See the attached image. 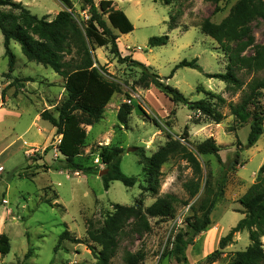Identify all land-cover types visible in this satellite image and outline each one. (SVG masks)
<instances>
[{
    "label": "rangeland",
    "instance_id": "374dc122",
    "mask_svg": "<svg viewBox=\"0 0 264 264\" xmlns=\"http://www.w3.org/2000/svg\"><path fill=\"white\" fill-rule=\"evenodd\" d=\"M14 1L22 2L39 17L48 15V19L66 8L59 0ZM70 1L72 8L68 10L79 23L85 22L89 17L87 5L80 0ZM93 1L98 5L100 0ZM112 1L113 7L122 10L133 25V30L126 34L113 29L118 35L116 43L120 55L139 57V62L151 67L149 72L157 73L162 79L170 75L180 60L196 58L201 70L179 67L165 82L190 101L206 99V91L222 96L225 103H220L217 98L211 101L216 103L224 118L218 124L204 121L199 112L182 103L171 102L155 87L145 88L140 81V69L120 62L110 52L109 45H89L95 66H102L100 74L117 83L118 91L106 105L102 119L85 126L86 145L78 159L94 165L97 173L63 170L57 164V160L63 159L57 150L60 135L48 121L40 118V112L48 109L57 115L58 107L66 98L64 79L51 68L28 61L15 41L10 42L15 65L8 76V58L0 31V264H93L96 259L91 247L99 250L100 246L87 238L88 219L99 228L117 203H140L145 208L157 196L166 193L186 199L188 195L182 183L192 176V170L185 161L170 159L162 164L158 194L151 195L141 192L140 185L145 182L142 165L134 152V147L140 146L151 154L168 137L179 138L185 125L190 148L210 136L220 146L221 163L211 154L198 156L203 177L210 178L214 185L221 173L226 172L223 197L211 212L207 229L187 247V264H207L206 257L218 249L220 237L243 217L239 199L256 184V173L264 161V122L262 135L254 145L247 146L249 125L240 126L230 114L227 103L239 101L246 84L255 75L264 77V73L238 71L237 76L244 85L236 91L228 89L219 79L207 78L206 72H225L228 57L214 39L199 29L200 21L206 17L219 22L236 0ZM168 24L174 28L169 29ZM250 31L255 43L264 42L261 19L251 22ZM163 34L168 35L165 45L148 47L150 37ZM251 52L248 48L244 54ZM260 101L264 105V97ZM121 103L132 106L127 128L116 118ZM106 144L123 148L120 169L137 178L132 187L114 180L107 190L104 188L98 173L105 171L106 166L98 160L97 154L98 145ZM236 152L239 163L230 168ZM44 164L48 166L47 170L43 169ZM199 195L188 205L176 204L172 216L151 218L148 232L134 234L127 228L119 238L109 264H124V253L138 249L145 253L143 264H178L168 252L171 241L183 227L185 216L191 213L189 206ZM64 230L83 242H59V234ZM262 241L264 243V238ZM248 244L246 231L235 233L232 242L222 250L221 257L210 264H226L234 252L243 250ZM29 250L31 252L26 256Z\"/></svg>",
    "mask_w": 264,
    "mask_h": 264
},
{
    "label": "trees",
    "instance_id": "16d2710c",
    "mask_svg": "<svg viewBox=\"0 0 264 264\" xmlns=\"http://www.w3.org/2000/svg\"><path fill=\"white\" fill-rule=\"evenodd\" d=\"M66 6L56 13L52 19L48 15L37 16L20 1L0 0V31L3 37L4 53L8 58V76L14 69L15 55L10 49V42L15 41L20 45L21 52L28 61L42 64L51 68L64 79L66 98L57 109L55 116L50 110L40 112V118L46 120L55 128V133L60 135L57 150L63 159L57 160L58 167L72 172L96 174L94 165H88L78 159L82 148L86 145L87 131L85 126L93 125L102 119L105 107L110 102L113 94L118 91L114 81L105 79L99 70L102 66H95L89 45L97 47L109 45L120 62L140 69V81L145 88L153 85L173 103H182L190 110L200 113L204 121L220 123L224 118L212 98H217L220 103L225 99L210 91L208 97L197 101H190L177 88L161 81L155 72H149L147 66L131 56L120 55L116 43L117 34H126L133 30V25L127 15L120 9L113 7L112 0H100L98 5L93 0H80L88 7L89 17L85 22L79 23L72 11L70 0H59ZM168 3V0H164ZM256 18L264 22V0H236L230 7L228 14L219 22H214L208 17L199 23L202 33L214 39L219 48L227 55L226 71L221 73H204L207 78H216L223 81L228 89L239 90L244 85L237 72L244 70L247 73H264V42L255 43L251 36L250 24ZM173 29L172 24H168ZM168 42V35L152 36L148 39L150 47L163 46ZM232 44L234 45L232 47ZM252 52L245 55L246 49ZM69 56V58H67ZM179 67H190L201 70L197 59H182L174 65L166 79L173 76ZM264 77L254 76L247 84L239 101L228 102V108L235 121L243 126L249 125L247 146H252L263 133L264 105ZM142 111V108L138 106ZM132 106L121 103L117 113V121L127 128L128 118ZM188 127L184 126L179 138L168 137L164 144L158 146L156 151L147 154L144 147H134V152L142 165L145 185H140L141 192L157 195L160 187V168L170 159H180L186 162L192 170V176L182 183L187 193L186 199L179 198L173 193L157 196L147 207L142 205L115 204L114 210L104 220L103 225L97 228L92 219L87 220L86 234L89 241L100 246L99 250L91 247V252L96 261L93 264H109L114 256L118 241L127 228L130 233L142 234L150 231L151 218H167L173 215L176 204L188 205L190 200L197 201L189 206L191 213L186 215L181 227L171 241L168 251L178 264H187L186 249L193 244L194 238L209 226L211 212L223 197L226 172L212 185L210 178L203 177V168L198 156L214 155L219 163L220 146L213 137L196 143L190 148L187 144ZM98 160L103 163L105 173L101 176L104 188L107 190L111 181H120L126 187H132L137 178L124 174L120 169L122 147L98 145ZM48 147L45 148L47 150ZM238 153L230 165L234 168L238 164ZM47 170L46 164L42 165ZM49 202L48 200H46ZM242 206L240 211L243 217L221 236L218 249L206 257L210 264L221 257L224 247L231 243L235 233L246 231L249 244L243 249L234 252L226 264H264V161L256 173V184H253L243 197L239 199ZM59 242L69 240L72 243L83 242L80 238L64 230L59 234ZM30 250L26 256L30 254ZM145 253L143 250L126 251L123 256L124 264H143Z\"/></svg>",
    "mask_w": 264,
    "mask_h": 264
},
{
    "label": "water",
    "instance_id": "95a60500",
    "mask_svg": "<svg viewBox=\"0 0 264 264\" xmlns=\"http://www.w3.org/2000/svg\"><path fill=\"white\" fill-rule=\"evenodd\" d=\"M148 47H150V45H148ZM166 81V78H163L162 79V82H165ZM105 173V171H100L98 174L100 175V176H102L103 174Z\"/></svg>",
    "mask_w": 264,
    "mask_h": 264
},
{
    "label": "crops",
    "instance_id": "0c3cea01",
    "mask_svg": "<svg viewBox=\"0 0 264 264\" xmlns=\"http://www.w3.org/2000/svg\"><path fill=\"white\" fill-rule=\"evenodd\" d=\"M134 55V54H133ZM136 60L138 59V60H140V58L139 57H137V56H135L134 57ZM146 62V61H145ZM151 87H154L153 85H151Z\"/></svg>",
    "mask_w": 264,
    "mask_h": 264
}]
</instances>
